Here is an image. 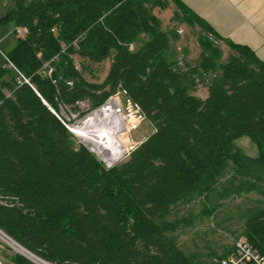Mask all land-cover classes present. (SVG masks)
Listing matches in <instances>:
<instances>
[{
	"label": "trees",
	"instance_id": "16d2710c",
	"mask_svg": "<svg viewBox=\"0 0 264 264\" xmlns=\"http://www.w3.org/2000/svg\"><path fill=\"white\" fill-rule=\"evenodd\" d=\"M149 12L142 0H14L0 20L26 28L0 66V230L53 264H200L174 232L189 217H167L225 183V193L262 197L238 208V220L264 259V62L225 40L233 52L220 61L210 41L219 36L200 20L198 60L180 61ZM106 59L104 80L87 81ZM116 91L152 131L106 168L57 114ZM243 137L256 156L237 146Z\"/></svg>",
	"mask_w": 264,
	"mask_h": 264
},
{
	"label": "rangeland",
	"instance_id": "374dc122",
	"mask_svg": "<svg viewBox=\"0 0 264 264\" xmlns=\"http://www.w3.org/2000/svg\"><path fill=\"white\" fill-rule=\"evenodd\" d=\"M142 1L149 9V13L156 18L160 28L169 33L171 47L176 57L180 61L196 63L200 53L198 41L200 37L207 36L200 23L188 12L177 9L173 4L165 3L164 0H158L159 3L153 2V0ZM210 41L220 52V61L227 60L233 51L225 41L212 36H210ZM132 47L130 46L129 50H133ZM72 58L76 68H80L79 58L76 55ZM109 64L110 60L106 59L101 63L90 65V73L85 75L86 80L91 83H101L107 74ZM206 93V88L203 85H197L194 95L203 99ZM112 99L118 105L121 126L115 139L116 160L108 163L102 161L101 157L75 136L71 129L81 119ZM57 115L68 129L72 143L87 147L106 168H110L125 159L130 151L152 131L150 124L143 120L140 111L126 99L121 91L111 94L93 109L90 108L89 102L85 101L77 104L75 109L71 106H61ZM236 144L244 154L251 157L256 156V147L246 137L237 140ZM225 186V183L216 186L208 197L200 196L186 205H179L174 216L171 213L167 217V219L189 217V223L174 228V232L183 251L187 255L195 257L200 264H208L212 260L224 256L232 249L234 243L242 236L238 220V208L245 209L254 200L262 198L254 192L242 193L237 196L232 194L229 188L225 193ZM5 240L0 237V262L10 264L8 260L16 254L19 255L22 251H15ZM19 248L21 249V247Z\"/></svg>",
	"mask_w": 264,
	"mask_h": 264
},
{
	"label": "crops",
	"instance_id": "0c3cea01",
	"mask_svg": "<svg viewBox=\"0 0 264 264\" xmlns=\"http://www.w3.org/2000/svg\"><path fill=\"white\" fill-rule=\"evenodd\" d=\"M153 2L157 3L158 0ZM164 2L173 4L177 9L178 4H181L186 12L200 20L219 38L246 46L264 62V0H164ZM13 3L14 0H0V20L11 10ZM17 28L25 27H15L12 23L0 24L2 67L8 62L6 54L17 44L18 39L26 34L25 32L18 35ZM22 257L32 262L27 257ZM8 261L15 264L12 258Z\"/></svg>",
	"mask_w": 264,
	"mask_h": 264
},
{
	"label": "bare ground",
	"instance_id": "6f19581e",
	"mask_svg": "<svg viewBox=\"0 0 264 264\" xmlns=\"http://www.w3.org/2000/svg\"><path fill=\"white\" fill-rule=\"evenodd\" d=\"M119 112L116 101L113 99L108 100L103 106L81 119L71 129L75 136L84 142L85 145L90 146V149L97 153L104 162L109 163L116 160L115 139L121 126V115ZM0 237L6 239L7 241H5L9 242L15 251H22V253L17 252L26 257L27 253L22 247L20 249L19 245H16L11 239L1 233ZM38 262L40 263L39 259Z\"/></svg>",
	"mask_w": 264,
	"mask_h": 264
},
{
	"label": "built area",
	"instance_id": "2783aa9c",
	"mask_svg": "<svg viewBox=\"0 0 264 264\" xmlns=\"http://www.w3.org/2000/svg\"><path fill=\"white\" fill-rule=\"evenodd\" d=\"M16 32L18 35H22L26 32V30H25V28H17ZM44 70H45L44 72L47 74L51 73V69H49V68L47 70L45 68ZM18 77H19L18 83H27L28 82V80L25 78L21 79L22 76H18ZM0 233L3 234L4 236L6 235L1 230H0ZM6 237H8V236H6ZM26 256L28 259H30L35 264H53V263H50L48 261H45V260L33 255L31 253L28 254V252H27ZM38 259H39L40 263L38 262ZM247 262H252L254 264H264V259L260 258L259 255L257 254V252L254 251L253 249H251V247L249 246V243L247 242V240L244 237H240L234 243L232 251L227 256L216 260L214 264H246ZM0 264H2V263L0 262Z\"/></svg>",
	"mask_w": 264,
	"mask_h": 264
},
{
	"label": "water",
	"instance_id": "95a60500",
	"mask_svg": "<svg viewBox=\"0 0 264 264\" xmlns=\"http://www.w3.org/2000/svg\"><path fill=\"white\" fill-rule=\"evenodd\" d=\"M24 249V248H23ZM25 250V249H24ZM26 252H28L27 250H25ZM28 253H30V252H28ZM32 254V253H31ZM27 257V256H26Z\"/></svg>",
	"mask_w": 264,
	"mask_h": 264
}]
</instances>
